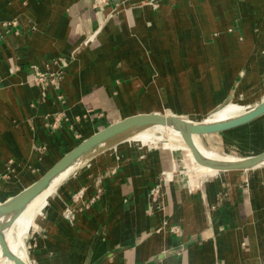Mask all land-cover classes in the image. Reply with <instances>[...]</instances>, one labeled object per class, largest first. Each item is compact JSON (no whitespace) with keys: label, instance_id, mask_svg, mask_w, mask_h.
<instances>
[{"label":"crops","instance_id":"1","mask_svg":"<svg viewBox=\"0 0 264 264\" xmlns=\"http://www.w3.org/2000/svg\"><path fill=\"white\" fill-rule=\"evenodd\" d=\"M262 100L264 0H0V203L128 116ZM206 139L259 153L264 114ZM167 149L87 159L38 216L33 264H264V167L168 180Z\"/></svg>","mask_w":264,"mask_h":264},{"label":"water","instance_id":"2","mask_svg":"<svg viewBox=\"0 0 264 264\" xmlns=\"http://www.w3.org/2000/svg\"><path fill=\"white\" fill-rule=\"evenodd\" d=\"M263 114L264 100L237 117L218 122L192 123L183 118V116L175 114L173 116H165L158 112L138 113L128 116L105 127L82 141L79 145L65 154L37 181L12 198L0 203V231L5 228L8 221L11 222V220L18 216V214L29 202L46 189L55 177L66 171L69 167L78 163V166L72 171L73 173L95 153L121 142L128 141L130 139L128 134H132L139 129L158 123L169 124L179 129L184 136V140L193 152L197 162L201 164L207 165L220 172L255 168L264 161V150L251 157L239 159L238 161L228 162L208 160L198 155V150L194 147L193 136L206 135L211 138L212 134L220 133L224 130L246 124ZM4 220L7 222H4ZM16 263L24 264L18 259H16Z\"/></svg>","mask_w":264,"mask_h":264},{"label":"bare ground","instance_id":"3","mask_svg":"<svg viewBox=\"0 0 264 264\" xmlns=\"http://www.w3.org/2000/svg\"><path fill=\"white\" fill-rule=\"evenodd\" d=\"M228 107L229 106L222 107L217 113H214L215 115L213 114L214 116L206 117L207 120H195L189 117H183V118L187 119L189 122H192V123L193 122L194 123H204V122L225 121V120L232 119L234 117L239 116V115L234 116L237 113L236 112L237 109L232 108V109H229L225 113L224 118L216 117L222 114L223 112H225L228 109ZM167 116H173V115H167ZM158 131H163L165 133H168V135H171L174 132L182 133L179 129L169 124L158 123V124L150 125L142 129H139L132 134H128V137L130 138L128 141L132 142L133 140L143 135H146V134L149 137L156 138V133ZM193 140H194V147L198 150L197 151L198 155L208 160H218V161H228L229 162V161H238L239 159L246 157V155H242L241 153L236 152V151H231L225 154H221L215 150L207 148L206 146H204V148L200 150L199 147L201 146V136L195 135L193 136ZM214 153H217L221 158L214 159ZM77 166H78V163L74 164L72 167H69L66 171L62 172L60 175L55 177L46 189H44L38 196H36L31 202H29L25 206V208L18 214V216H16L14 219L11 220V222L8 221L5 228L2 231H0L1 237H2L1 239L2 241L0 244V264H9L11 260L16 262V259L22 261L24 264H32L28 251L26 252L27 249H26L25 240H24L25 228L28 225L33 215L32 211L34 210L36 205H38L44 198L46 200L50 195H52L56 191L58 186L64 180L68 178V176L72 173V171ZM257 167H261V168L264 167V161ZM216 173H220V171H217L207 165H203L202 169H199V175L208 176V175H214ZM4 222H7V221L4 220Z\"/></svg>","mask_w":264,"mask_h":264},{"label":"rangeland","instance_id":"4","mask_svg":"<svg viewBox=\"0 0 264 264\" xmlns=\"http://www.w3.org/2000/svg\"><path fill=\"white\" fill-rule=\"evenodd\" d=\"M237 105H242V104H237ZM214 115H212V116H214ZM209 117H211V116H209ZM189 118H192L195 120H207L206 117H193V116H191ZM206 138H208V137H206V135L201 136V146L199 147L200 150H202L204 148V146H206L207 148L215 150L221 154H225V153H228L231 151H236V152L241 153L242 155H246V157L253 156V155L245 154L240 150H237L235 145H232V144L224 143V145L222 146L220 144L215 143L213 146L214 148H213L212 144L209 143ZM216 138H218V139H216L218 142L221 141L218 136ZM132 142L137 143L141 146H152V147L157 146L159 148H168L167 150H170L172 152H178L180 154L182 159L180 160V162L178 164L179 167L177 165H175L176 168H174V171L173 170L170 171L169 176H168L169 180H172L173 178L177 177L175 175L176 174L175 171L177 170V167H178L177 172H179L180 176H184V175H187V176L190 175L193 177L205 176V175H199V169H202L204 164L197 162L193 152L191 151L188 144L184 140V136L182 133L174 132L173 134L168 135V133H165L163 131H158L156 133V138L149 137L146 134V135H143V136L133 140ZM216 158H221V157L217 153H214V159H216ZM47 199L45 200V198H44L38 205H36V207L32 211L33 215L31 217L28 225L25 228L24 240H25V245H26V249H27L26 252L28 251V254L30 252L29 240H30V236L32 234V230L35 228L36 220H37L38 216L41 214V212L45 208ZM1 239H2V237H1V233H0V244L2 241ZM29 257H30V254H29ZM30 259H31V257H30ZM31 262H32V259H31ZM9 264H17V263L15 261L11 260L9 262ZM32 264H33V262H32Z\"/></svg>","mask_w":264,"mask_h":264},{"label":"built area","instance_id":"5","mask_svg":"<svg viewBox=\"0 0 264 264\" xmlns=\"http://www.w3.org/2000/svg\"><path fill=\"white\" fill-rule=\"evenodd\" d=\"M109 0H94V6L95 7H98V6H100L101 4H103V3H106V2H108ZM175 175L176 176H178V175H180L179 174V172H177V171H175ZM167 178H168V176H167ZM158 190L157 189H154V191H153V193H156Z\"/></svg>","mask_w":264,"mask_h":264}]
</instances>
